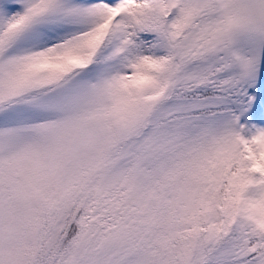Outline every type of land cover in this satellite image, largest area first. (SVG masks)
Returning a JSON list of instances; mask_svg holds the SVG:
<instances>
[{"label": "snow or ice", "instance_id": "obj_1", "mask_svg": "<svg viewBox=\"0 0 264 264\" xmlns=\"http://www.w3.org/2000/svg\"><path fill=\"white\" fill-rule=\"evenodd\" d=\"M0 264H264V0H0Z\"/></svg>", "mask_w": 264, "mask_h": 264}]
</instances>
